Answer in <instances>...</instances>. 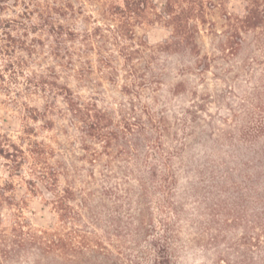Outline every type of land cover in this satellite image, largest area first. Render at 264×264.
<instances>
[{
  "label": "rangeland",
  "instance_id": "1",
  "mask_svg": "<svg viewBox=\"0 0 264 264\" xmlns=\"http://www.w3.org/2000/svg\"><path fill=\"white\" fill-rule=\"evenodd\" d=\"M57 1L0 3L21 43L0 35V138L44 153L0 170V264H264V0L209 10L199 54L158 20L119 38L89 0L57 39L36 13Z\"/></svg>",
  "mask_w": 264,
  "mask_h": 264
},
{
  "label": "trees",
  "instance_id": "2",
  "mask_svg": "<svg viewBox=\"0 0 264 264\" xmlns=\"http://www.w3.org/2000/svg\"><path fill=\"white\" fill-rule=\"evenodd\" d=\"M7 0H0V3H5ZM226 0H165V5L160 11L153 0H89L93 3L97 11L100 13L104 25L114 31L117 37L126 40L137 41L140 39L137 35V28H144L147 25L159 21L172 29V43L171 47H192L194 53H200L199 46L195 41V35L198 32L199 25L205 23L206 15L209 10L222 6ZM73 1L66 2L65 0H58L57 4L62 6L52 7L48 10L36 12L43 22L51 24L57 39L62 37L71 36V33H65L66 26L63 24H56L51 20L58 18L65 22H69L78 15H83L84 9L77 10ZM259 4L252 1L247 6V12L253 14L258 10ZM5 9L0 7V35L9 44H5L1 51L5 55H11L13 51L11 47L15 44L20 46L21 43L18 39L12 36L11 32H7L9 28L14 27L16 20H4L2 15ZM35 14L34 11H26L19 15V19L26 18ZM85 21L89 24H97L99 21L95 20L92 16L86 17ZM114 22V26L109 23ZM20 26V25H19ZM104 28L96 25L91 31L86 32V39L91 37H98L105 39L103 33ZM145 42V41H144ZM169 45V47H170ZM22 47V46H21ZM104 64V63H103ZM109 63H105V67ZM4 71L0 68V82L5 81ZM72 110L80 112L78 105L74 100L69 101ZM27 136L31 135V130L27 129L25 132ZM20 143H14L5 137L0 138V158L3 163H0L1 168L7 166L11 173L20 169L24 163L32 159V164L37 165L43 163L44 153L38 145L30 139H20ZM25 146L29 148H25ZM42 179V178H41ZM7 183L4 186L0 185V213L4 205L8 204V197L6 192L8 187ZM1 215V214H0Z\"/></svg>",
  "mask_w": 264,
  "mask_h": 264
}]
</instances>
